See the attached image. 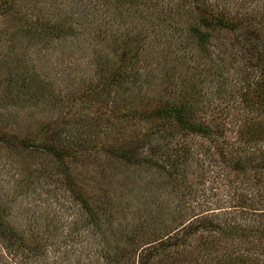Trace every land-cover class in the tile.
<instances>
[{
	"label": "trees",
	"instance_id": "16d2710c",
	"mask_svg": "<svg viewBox=\"0 0 264 264\" xmlns=\"http://www.w3.org/2000/svg\"><path fill=\"white\" fill-rule=\"evenodd\" d=\"M50 1L0 0V164L13 170L0 187V264H264V10L242 12L225 0H178L161 10L153 3L131 19L135 29L96 48L92 31L104 28L112 6L136 13L145 0ZM161 23L168 36L159 43L175 39L188 59L195 49L211 63L196 80L184 69L176 76L177 47H144ZM72 39L83 68L95 71L63 87L39 58ZM234 63L230 91L245 116L227 150L219 118ZM210 85L221 110L211 116L203 112ZM138 121L144 128L128 136L126 123ZM181 136H189L183 146ZM211 164L229 165L256 192L238 190L230 205L196 211L189 174L200 168L205 177ZM118 173L138 197L133 210L95 192Z\"/></svg>",
	"mask_w": 264,
	"mask_h": 264
},
{
	"label": "rangeland",
	"instance_id": "374dc122",
	"mask_svg": "<svg viewBox=\"0 0 264 264\" xmlns=\"http://www.w3.org/2000/svg\"><path fill=\"white\" fill-rule=\"evenodd\" d=\"M145 2H146L145 4H142V5L139 4V7L137 9L138 11L136 13H131L134 10L132 7H125V6H121L118 4L112 6L110 9L109 21H108V18L104 17L106 21L104 28H102L101 30L92 31V34H98V37H95V39L93 40V43L97 44L96 48H99L100 44H103V43L107 44V42H110L109 39L111 38L112 34L117 35L120 32L126 31L127 29L129 30L135 29L134 22L132 20L137 18L136 14L137 13L139 14L140 8L143 11V15H146V14H149L150 13L149 11L151 10V9H147V7H149L147 5L152 6L153 3H156V7L161 10V9H165L166 7H170L172 4L174 6L176 4V8H177L178 0H151V1L145 0ZM51 3L52 2L50 0H46V3L42 2L39 5L40 6L46 5L47 7V5ZM224 3H229V4L231 3L232 6L242 10V12H247V11L251 12L252 9H256V8L259 11L264 10V0H245L244 3L242 2V0L240 1L225 0ZM99 21L101 22V20ZM160 25H161L160 28L158 27V28L151 29L149 33H147V38L145 39V42L143 44H148V45H144V47L150 46V43L153 44L154 46H156L158 50L157 54L159 50H161L162 53H165V51L169 49L170 51L171 49L176 50L177 42H175V39L171 42L170 45H167L170 48L166 47V44L159 43V42L164 43L165 42L164 38L168 36L164 26L162 27L163 23H161ZM105 34L108 35L106 36V39H104ZM72 40L73 41L71 42L70 45H67V46L59 45V46H55L56 48H50L48 51H46V53L44 51L43 57L39 58L40 64L43 66L44 70L48 73V75L50 77H52L53 75L55 79H58V80H52V81H55L56 84L59 83L63 87L66 86L69 78L72 79L74 75L82 74V73H85L88 75V74H93L95 71V66L93 67V65L87 67L86 70L85 68H83V66L85 65L84 55H80V52H77L78 51L77 44H79V42L78 40L75 41V39H72ZM3 45L5 44L3 43L2 45H0V51L5 49ZM163 47L167 48V50L165 48L163 49ZM177 49H178V52L176 54H172V56L171 54H166L167 57L171 56L172 61L170 64H175V70L177 72L179 68L180 72H178L176 76H179V73H182L181 69H184V70H188L189 76L194 75V80H196L197 78L196 71L198 70V68L208 66L211 64L208 60L201 58L198 51L195 49L192 52V54L195 55L194 57L195 59L193 58L188 59V52L182 49L179 51L178 47ZM92 50H93L92 46H90L89 49L85 48L86 57L88 55L92 56V53H94V51ZM147 51L149 52L148 54L149 60H153L152 57L154 56L156 59V51L152 54L151 52H153V50L151 48H149ZM162 53L161 55L165 56ZM160 59L162 60L161 56H160ZM196 60L200 62L199 63L200 65L197 64ZM73 62L74 64L70 65L69 68L66 67L67 64H70ZM150 63L154 67L157 66L158 75L161 72H163L161 68V64L157 62H150ZM162 65H165V63H162ZM239 65L240 64L238 63H234L233 69H231L230 73L226 75L227 80H224V87L226 88V96H224L225 99L222 100L221 102V106L223 107L224 114H220L219 120L221 122L222 127L225 130V134L223 138L225 140L224 145L227 150L230 149L231 147L233 148L232 142L235 137L234 135L235 126L236 124H241L243 121L241 120V118L245 116V113L240 108H238V102H237L238 98L236 99L235 96H233V94L231 93L234 89L233 84L236 81V80H232V78L234 79L233 77L234 71ZM63 77H65L66 80H64L65 78L62 79ZM211 77L212 76L210 75L207 76L206 80H210ZM190 79L193 80V78H190ZM213 80H218V76L217 77L213 76ZM171 81L173 82L174 80H171ZM74 83H76V81H74ZM212 88H213L212 85L206 87V95L204 97L205 100L209 104H211V106L210 108L207 105L203 106V112H206L207 115L210 114V116L213 114H216V112L221 113L220 106H218L220 104V95L215 96L213 95L212 91L209 92V90H212ZM221 88L223 89V85ZM214 89H216V87ZM260 115L264 117V111L261 112ZM104 116H106V114H104ZM131 123L132 122H128L125 125L126 134L128 136L130 135L133 136L141 128H144L143 123L139 121L133 122L132 124ZM176 140L178 141V143H180V145L183 146L184 143H187L185 140L187 141L189 140V136H186V137L181 136L177 138ZM174 143L176 144V141L173 142V144ZM260 146L264 148V143H262ZM93 164L96 166L95 161H93ZM207 166L209 168L212 166L210 169H213V171L207 172L205 174V177H199L200 173L203 172L200 170V168L196 169L193 173L191 172L189 174L190 175L189 179L190 181L193 182L192 183L193 188H194L193 190H195V193H192L193 195L190 198V200H191V205L196 207L195 209L196 211L199 212L206 208H216V207L223 206V205H230L233 202V199H230V197H232V195L235 194V192L238 190H242V191L247 190L249 194H253L254 192H256V189L252 190L251 188L248 187L246 183L241 184L242 182L241 179H234V176H235L234 171L229 165L227 166L225 164H222L220 168L217 166H213V164L207 165ZM12 173H13V170H10L8 166L6 167V165L2 166L0 164V187H2V189L0 188L1 190H4V188L7 186L6 180H9V179L11 180ZM118 174L119 176L111 182H108V180L107 181L105 180V183L102 185V187L100 189L96 188L95 192L97 193V195L101 194L100 196L102 198H105V196H111L113 198L112 199L113 202H121L125 206H130L129 210H133L134 205L133 204L130 205V204L133 203L134 201L131 200V198H133L137 202L138 197L134 191H131L132 185L128 181V177L124 173H118ZM119 178H123V179L121 180ZM1 184H3V186H1ZM106 189H107V192H106ZM58 190L56 192L59 194L60 190L59 191ZM153 192H154V189L151 190V193ZM159 192L160 191H155L154 194L157 195V193ZM168 195L169 193L166 194V191L164 190L163 193L160 192L159 199L165 200L169 197ZM43 196L45 197V195ZM34 197H37V196L35 195ZM52 208H57L60 211H63V209L58 204H55ZM74 214L76 213H72V216H74ZM88 237H89V240L86 243L87 245L86 248L90 249L92 247V250H94L95 248V244L93 243L94 238L90 236ZM71 258H72V262L76 259L75 257H71ZM64 263L72 264L67 261Z\"/></svg>",
	"mask_w": 264,
	"mask_h": 264
}]
</instances>
